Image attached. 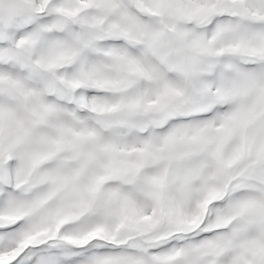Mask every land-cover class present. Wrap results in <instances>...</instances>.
I'll use <instances>...</instances> for the list:
<instances>
[{
  "label": "snow or ice",
  "instance_id": "1",
  "mask_svg": "<svg viewBox=\"0 0 264 264\" xmlns=\"http://www.w3.org/2000/svg\"><path fill=\"white\" fill-rule=\"evenodd\" d=\"M0 264H264V0H0Z\"/></svg>",
  "mask_w": 264,
  "mask_h": 264
}]
</instances>
